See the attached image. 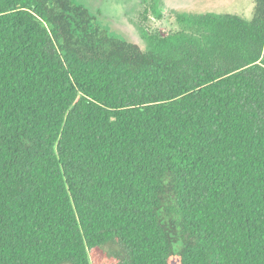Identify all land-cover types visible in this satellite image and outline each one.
I'll list each match as a JSON object with an SVG mask.
<instances>
[{
  "label": "trees",
  "instance_id": "obj_1",
  "mask_svg": "<svg viewBox=\"0 0 264 264\" xmlns=\"http://www.w3.org/2000/svg\"><path fill=\"white\" fill-rule=\"evenodd\" d=\"M178 21L0 0V264H264V0Z\"/></svg>",
  "mask_w": 264,
  "mask_h": 264
},
{
  "label": "rangeland",
  "instance_id": "obj_2",
  "mask_svg": "<svg viewBox=\"0 0 264 264\" xmlns=\"http://www.w3.org/2000/svg\"><path fill=\"white\" fill-rule=\"evenodd\" d=\"M99 14L111 34L146 49L144 36L179 32L182 13H223L253 19L255 0H76ZM161 15V16H160Z\"/></svg>",
  "mask_w": 264,
  "mask_h": 264
}]
</instances>
